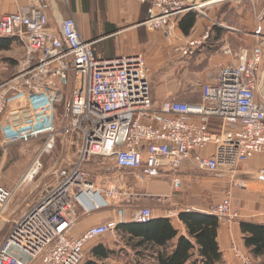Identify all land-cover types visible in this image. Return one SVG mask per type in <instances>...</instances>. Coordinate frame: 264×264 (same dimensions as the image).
<instances>
[{
  "label": "built area",
  "instance_id": "2783aa9c",
  "mask_svg": "<svg viewBox=\"0 0 264 264\" xmlns=\"http://www.w3.org/2000/svg\"><path fill=\"white\" fill-rule=\"evenodd\" d=\"M136 1L147 4L142 25L162 32L172 56L187 58L204 45L208 31L175 46V18L197 5L188 0ZM0 38H15L24 50L15 75L0 85V145L5 148L41 139L46 149L59 135L74 133L80 139L74 162L60 166L55 183L44 187L12 223L0 244V264H82L86 247L130 222L118 210L115 219L90 227L79 237L72 235L78 208L85 213L98 210L119 194L116 189H95L85 169L88 163L132 171L139 180L146 178L141 170L166 172L171 175L172 190L178 192L179 170L187 159L201 172L213 175L235 172L240 164L264 154L262 44L241 49L234 64L217 66L214 76L202 84L199 101L156 103L145 57L98 56L96 42L82 37L72 15L61 18L54 29L37 2L18 6L15 12L0 15ZM225 53L231 55L228 50ZM70 75L69 124L58 130L56 111ZM34 168H39L37 174L40 164H33L12 186L0 184V217L19 188L33 179L35 174L31 178L28 174ZM258 173L264 175V170ZM232 187L233 183L204 212L221 224L241 218L233 207ZM151 218V209L144 207L133 214L131 222L146 224ZM232 251L238 264H259L236 246Z\"/></svg>",
  "mask_w": 264,
  "mask_h": 264
},
{
  "label": "crops",
  "instance_id": "0c3cea01",
  "mask_svg": "<svg viewBox=\"0 0 264 264\" xmlns=\"http://www.w3.org/2000/svg\"><path fill=\"white\" fill-rule=\"evenodd\" d=\"M212 1L216 0H211L208 3H200L197 9L205 7V4H210ZM34 2L40 4L45 10L49 18L50 26L54 29L57 28V22L59 21V19H55L56 13H60V16L72 15L82 37L86 41L96 42V54L100 57L112 58L144 55L147 65L150 68L153 67L152 65H154V63H158L159 59L161 61L168 59L166 61L173 63L176 58H179L175 56H172L173 58L171 57L172 54L169 53H172V47L165 42L160 30L142 25L146 18L147 4H140L136 0H70L67 7H64L57 4L55 0H0V15L13 13L18 6H28ZM197 9L196 11H198ZM243 16L242 20L238 22L241 25L240 28H236L237 25H228L226 23L225 26H223L211 20L213 23H210L208 28V31H212L211 36L212 34L214 35V29L212 27L216 26L223 30V34L220 38L224 36L226 40L229 35L235 36L239 34L242 38H238V40L244 42L241 43L240 41V46L242 47L235 52H232L229 48L230 46L226 45L223 49L224 51L228 50L231 52V55L225 53L231 56V59L226 57L223 59L224 61L222 63L216 64L217 66L236 63L237 59L235 56L241 49H250L258 44H262L264 47V4L259 11H257L256 24L249 20V16H245L244 14ZM201 19L202 18H198L195 26L187 37L183 36L182 33L176 29L175 24L174 36L176 38V43L196 38L204 33V28L201 29ZM255 29L256 36H254V39L256 40L250 45L246 37H253L252 35L254 34L250 36L248 34L254 33ZM237 44L231 43V48L235 49L238 46ZM162 50L165 52H162ZM217 66H215V68ZM261 70H264V58ZM163 99L165 98H162V100ZM182 100L185 101L184 98H182ZM209 152L211 153V150H209L208 153ZM90 165L97 164L88 163L85 166L93 187L103 191L116 189L119 191V194L113 200H110L108 206H104L98 210L85 213L78 208L77 221L71 232L74 237H79L90 227L115 219L118 210H123L125 212V218L131 222L133 214L138 209L144 207L151 209L152 218L169 219L172 226L179 231V235H185L184 227L178 220L179 213L186 210V207H184L181 202L180 190L185 187V190L181 192L182 195L183 192L185 193V191L187 192L189 190L192 195H197L196 190L200 183V181L196 180L198 175H196L195 170L198 169L192 165L189 159L183 161L181 164L179 176L182 178V184L178 192L172 190L170 174L167 180H162V178L154 177L153 172L155 170H141L140 173L146 175V178L139 180L135 172L118 170L113 165H108L107 171L103 172L104 174L101 172L100 174L95 173L96 175L91 176L88 168ZM261 170H264V154H257L246 163L240 164L237 167V174L234 177L235 180H249L251 184L237 191V201L239 199L238 204L241 208L240 220L230 224L220 223L216 241L218 243L221 258L216 264L239 263L233 254V245L241 252L248 253L241 239L240 222H256L264 225V175L258 173ZM221 175L224 177L227 176L226 173ZM93 176L96 177L94 180H92ZM123 190H129L130 193L125 195V193H122ZM18 204L19 203L14 206V209L21 208L22 204ZM29 204H23V208H28L30 206ZM169 214L172 215L170 216ZM101 239L94 244H90L88 246V252L90 253L94 247L101 244L109 250H112L114 254L110 258L103 260H99L89 254L87 260L96 262L97 264H123L122 262L114 261V257H117L118 260L121 261L122 258H125L126 253L129 254L130 262H132L131 264H158L156 256L163 251L162 248L155 246L131 248L125 243L128 236L122 234L118 235V240L119 242L120 240L124 241L128 249H124V246L117 248L114 245L106 244L102 242ZM133 243H135V241L130 240L129 244ZM175 243L176 239L172 241L171 245L174 246ZM193 254L192 259L186 264H193L195 260L199 259L196 250ZM257 260L259 264H264V258H257ZM82 264H85V260ZM196 264L202 263L196 262Z\"/></svg>",
  "mask_w": 264,
  "mask_h": 264
},
{
  "label": "rangeland",
  "instance_id": "374dc122",
  "mask_svg": "<svg viewBox=\"0 0 264 264\" xmlns=\"http://www.w3.org/2000/svg\"><path fill=\"white\" fill-rule=\"evenodd\" d=\"M188 1L195 5H198L200 3H208L211 0ZM55 2H57V4H59L60 6L67 7V4L70 3V0L65 3L61 0H55ZM263 4L264 0H220L214 3L207 4L205 5V7L197 9L199 18H202L200 21L201 29L204 28L203 31L207 32L210 26L209 24L213 22L219 23L223 26H225V23L228 25H237L236 28H240L241 25L238 22L244 17L243 14L245 16H249V20L253 21V23L256 24L257 11H259ZM240 12H242L243 14ZM64 17L66 16H60V13H56L55 15V19L59 20ZM255 31L256 29L254 30V33L248 34L249 36L251 34H254L252 35L253 37H246L249 40L250 45H252V43L256 40L254 39V36H256ZM208 33L209 36L205 40L204 45L200 47V49H198V51L194 55H191L187 58L185 56L183 57L175 55V57L179 58H176L173 63L166 61L168 59L163 61L159 59L158 63H154V65H152L153 69L147 65V61L145 58L147 68L149 69L148 79L150 82L151 95L154 102L160 103L165 99L184 101L182 100V98L185 99L184 102L199 101L202 84L209 81L214 76V73L216 71L215 66H217L216 64L222 63L224 61L223 59L226 57L231 59V56L225 54L223 48L228 45L230 46L229 48L231 49V51L235 52L240 47H242L240 46V41L241 43H244L242 40H238V38H242V36L239 34L235 36L229 35L225 40L224 36L220 38L223 34L222 33L219 36V39L215 41L214 39L216 37V33L214 32L215 36L213 34L211 36V30H209ZM202 35L203 33L200 36L190 40L199 39ZM187 41L189 40L175 43V46L180 43L185 44L187 43ZM236 42L239 44H237ZM231 43H235L238 46L236 45L237 47L235 49H232L230 45ZM162 52L165 51L162 50ZM23 55L24 50L19 42L13 43L9 47V50L0 52V85L6 82L13 75H15L17 67L23 58ZM72 84L73 77L72 75H70L67 84L63 85V97L56 111V129L58 130L66 128L69 124V108L71 105ZM162 98L165 99L162 100ZM79 141L80 139L78 135L69 133L68 135H59L54 145L50 147L48 146V148L46 149L43 148L44 140L41 139L31 140L25 144L6 146L5 148L0 145V184L5 187L12 186L14 182L20 178V176H22L31 166H33V164H40L39 172L34 175L31 181L26 182L21 186V188H19L15 197L8 205L7 210L0 217V244L4 240L14 220L21 213L27 210V207L23 208V204L26 205L30 203L29 205H31L38 198L44 187L50 186L55 183L57 179V169L60 166H68L70 163L74 162ZM42 150L43 152H41ZM40 152L41 154L39 156V159H36V156ZM107 167L108 165H90L88 167L90 170L89 174L91 176L100 174L101 172L102 174H104L103 172L107 171ZM236 171L227 172V176L225 175L226 177H224L221 175L223 173L211 175L195 170L196 175H198V178H196V180L200 181L199 187L196 190L197 195H192L190 190L187 192L185 191V193L183 192L182 195L181 192L182 190H185V187L182 188V190H180V198L184 207H186V209L194 208L195 210L191 212L205 214L204 212L207 211L210 206L216 204L225 196L227 190L233 183V207L236 208L240 213L241 208L238 204L239 199L237 201V191L238 189H240L239 184L242 183L246 186V183H249V185L247 186H250L251 181L234 180L232 176L234 174H237ZM153 174L154 177L162 178V180H167L169 178V174L164 172H158L155 170ZM95 178L96 177L93 176L92 180H94ZM122 193H125V195H127L130 193V191L123 190ZM17 203L22 204V206L19 209H14V206ZM102 239L101 241L105 242L106 244L112 246L114 245L117 248L124 246V249H128V246L125 245L124 241L120 240L119 242L117 233L108 236L106 235ZM88 248L89 247H86L85 249V261L89 256ZM125 255V258H122L121 261H119L117 257H114V261L122 262L123 264H131L132 262H130L129 254L126 253ZM247 255L250 254L247 253ZM250 257L253 258L251 255ZM255 260L258 262L257 259Z\"/></svg>",
  "mask_w": 264,
  "mask_h": 264
},
{
  "label": "trees",
  "instance_id": "16d2710c",
  "mask_svg": "<svg viewBox=\"0 0 264 264\" xmlns=\"http://www.w3.org/2000/svg\"><path fill=\"white\" fill-rule=\"evenodd\" d=\"M199 15L197 11L192 10L178 15L175 18L176 29L183 36H188L195 26ZM216 33L215 41L219 39L223 30L212 27ZM15 38H0V52L9 50V47L15 43ZM212 122V126H217ZM178 220L184 227L185 235H179L169 219L151 218L146 224L129 222L119 225L116 229L117 235L122 234L128 236L125 243L131 248L150 246L162 248V252L156 256L158 264H186L189 262L196 250L198 258L193 262L202 264H216L220 261L218 243L216 241L217 231L220 223L215 217L200 214L196 212H182L178 215ZM240 235L243 245L248 253L254 258H264V225L256 222H240ZM176 239L174 246L172 241ZM130 240L135 241L129 244ZM91 256L99 260L110 258L114 252L99 244L94 247L90 253ZM85 264H97L96 262L87 260Z\"/></svg>",
  "mask_w": 264,
  "mask_h": 264
},
{
  "label": "bare ground",
  "instance_id": "6f19581e",
  "mask_svg": "<svg viewBox=\"0 0 264 264\" xmlns=\"http://www.w3.org/2000/svg\"><path fill=\"white\" fill-rule=\"evenodd\" d=\"M217 1H220V0H216V1H212L211 3H213V2H217ZM205 5H207V4H205ZM197 7H198V5H197ZM197 7H196V9H197ZM196 9H194V10H196ZM254 157V156H253ZM39 165H36V167H38ZM37 168H35V171H30L29 172V174H28V178H31L32 177V175L33 174H36V170ZM39 172V171H38ZM30 181H31V179H30ZM237 248V247H236ZM239 250V249H238ZM241 252V251H240ZM234 254V253H233ZM235 258L238 260V257L237 256H235Z\"/></svg>",
  "mask_w": 264,
  "mask_h": 264
}]
</instances>
